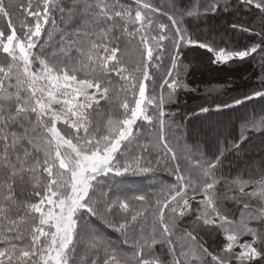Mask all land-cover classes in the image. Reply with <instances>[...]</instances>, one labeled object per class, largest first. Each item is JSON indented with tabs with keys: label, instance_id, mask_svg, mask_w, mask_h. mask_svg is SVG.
Wrapping results in <instances>:
<instances>
[{
	"label": "snow or ice",
	"instance_id": "6c2138e0",
	"mask_svg": "<svg viewBox=\"0 0 264 264\" xmlns=\"http://www.w3.org/2000/svg\"><path fill=\"white\" fill-rule=\"evenodd\" d=\"M225 15L237 17L229 29L259 42L216 47L184 26L186 17ZM242 15L253 17L259 30ZM191 47L210 53L212 64L260 57L258 89L231 102L212 100L217 112L264 101V0L183 6L172 0L163 8L151 0H0V264L264 261V167L251 191L249 180L222 174L226 153L246 151V132L264 136V115L246 119L239 141L213 159L184 158L168 140L175 113L166 105L178 102L180 90L195 91L185 82L182 60ZM139 121L153 132H139ZM161 162L170 165L175 183L129 196L137 190L126 183L128 175L151 172ZM189 191L201 196L195 207ZM228 200L242 205L239 218L225 207ZM206 229L224 234L222 248L209 251L200 235ZM112 233L132 241L131 255ZM242 235L251 239L240 242Z\"/></svg>",
	"mask_w": 264,
	"mask_h": 264
},
{
	"label": "trees",
	"instance_id": "16d2710c",
	"mask_svg": "<svg viewBox=\"0 0 264 264\" xmlns=\"http://www.w3.org/2000/svg\"><path fill=\"white\" fill-rule=\"evenodd\" d=\"M125 3H132V0H122ZM156 6L163 8L165 4L171 5L172 0H151ZM193 2V0H180L181 6ZM204 0H201V4ZM258 16V13H256ZM237 17L221 16L217 18H207L202 20H195L191 17H186L184 26L187 27L194 39H200L209 43H214L216 47H226L232 49H241L246 44L249 45L254 42H259V37L254 36L252 33H245L234 31L228 28V21L235 20ZM239 19L247 22L253 27L254 31L260 28L259 23L250 16L242 15ZM165 22L166 19H165ZM63 27V25L61 26ZM66 31L71 32V28ZM43 39H47L46 36ZM55 49L59 50L61 46L59 34L55 37ZM53 50L49 47V51ZM211 54L204 49L198 47H191L186 50V54L182 57L183 64L188 66L187 75L184 76L183 70L181 75L184 76L185 82L188 84L189 89L180 90L178 92V102L171 105H166L165 111L175 113L171 117L170 127L167 130L168 140L176 148L179 155L184 158L191 159L194 156H202L207 159H213V153L219 154V150L227 148L233 141H239L240 134L243 130L244 122L246 119L256 116L257 118L264 115V101L260 98H254L252 101H246L243 105H238L233 108L221 109L220 112L216 111L215 106L210 108L212 100L220 102L221 100H228V98L235 92L239 91L241 94L251 92L250 90L258 89L261 79L260 57L253 54L254 58H248L243 61L234 60L227 64H212ZM4 59V55L0 53V62ZM163 70V69H162ZM159 91V89H157ZM216 92V93H215ZM239 95V94H238ZM204 105L209 107L210 112L200 113L199 110H193V107ZM215 105V104H214ZM109 106L101 101V108L107 110ZM220 117V115L227 120L228 136L210 141L202 138L200 135L214 133V126L209 122H202L199 116ZM198 115V116H197ZM199 117V118H198ZM232 118V120H231ZM101 119H106L102 116ZM167 119V117H166ZM141 127L139 132H153V126L148 125L145 121L138 122ZM226 131V132H227ZM224 131V135L226 133ZM245 135H251V141L244 145L246 151L240 154L226 153L223 159L222 174L227 180H232L239 176L243 180H249V186L246 191H251L254 185L251 180L259 179V170L264 167V152L259 157V148H264V136L251 134L246 132ZM214 138V137H212ZM187 148V151L184 149ZM163 162L159 165L153 164V171L148 173H137L135 175L129 174L126 178V183L134 190L129 192L128 195H139L144 193H157L161 188L175 183L174 176L168 170ZM192 178L196 180V173L193 171ZM223 190V189H221ZM195 195L189 191V196ZM156 197L153 195L152 199ZM201 198L200 195H195L193 206H196L195 201ZM255 204V199L252 200ZM139 208V205H136ZM225 207L235 213V217L239 218V209L242 205H236L233 201H225ZM150 216V214H149ZM150 227V225H148ZM252 227H258L256 222H253ZM211 231L213 234L207 236L205 232ZM203 236L206 246L209 251L217 250L218 247L222 248L225 237L222 232H214L213 230L206 229L200 231ZM240 238L250 240V236L242 235ZM111 239L120 245V248L125 253L131 255L133 247L132 241L127 244L123 243V237L119 233H112ZM157 252L162 250L157 247ZM253 264H264V261H254Z\"/></svg>",
	"mask_w": 264,
	"mask_h": 264
},
{
	"label": "rangeland",
	"instance_id": "374dc122",
	"mask_svg": "<svg viewBox=\"0 0 264 264\" xmlns=\"http://www.w3.org/2000/svg\"><path fill=\"white\" fill-rule=\"evenodd\" d=\"M247 45V44H246ZM261 62V61H260ZM251 91V90H250ZM216 93V92H215ZM248 93H250L249 91H248ZM239 94V95H238ZM230 97H237V98H242V95H241V93L239 92V91H237V92H235L233 95H231ZM230 97L228 98V102H231V100H230ZM217 103H219V102H217ZM199 106H204V105H199ZM215 105H214V103H212L209 107L210 108H213ZM193 110H199V107L198 106H196V107H193L192 108ZM208 114H205L204 116L202 115V116H199L200 117V120L202 121V122H209L210 123V125H212V127L214 126V133H216V135L215 136H213V135H211V134H206V135H203V134H201L200 136L202 137V138H204V139H208V140H210V141H215V137L217 138V139H220V138H224V137H227L228 136V127H227V120H226V118H224V117H222L221 115H220V117H218V118H216V117H210V116H207ZM198 116V115H197ZM198 117V118H199ZM231 120H232V118H231ZM224 131L226 132L225 133V135H224ZM212 137H214V138H212ZM259 149H261V150H259V153H257L256 155L259 157V155H262V153L264 152V148L262 149V147L261 148H259ZM206 231V230H205ZM209 232H211V231H208V232H205L206 233V235L207 236H209ZM245 239L244 238H240V242H243ZM240 249H239V247L237 246L236 247V249H235V251H239Z\"/></svg>",
	"mask_w": 264,
	"mask_h": 264
}]
</instances>
